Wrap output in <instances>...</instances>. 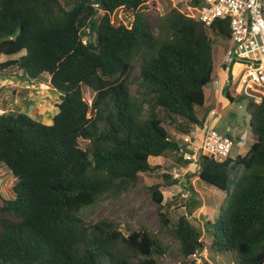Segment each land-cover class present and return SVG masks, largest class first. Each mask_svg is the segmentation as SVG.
<instances>
[{
    "label": "trees",
    "instance_id": "trees-1",
    "mask_svg": "<svg viewBox=\"0 0 264 264\" xmlns=\"http://www.w3.org/2000/svg\"><path fill=\"white\" fill-rule=\"evenodd\" d=\"M146 1L0 0V57L18 54L0 60V75L21 72L34 83L46 73L64 96L50 124L0 113V163L16 178L14 196L0 195V264H158L154 255L166 253L145 226L124 234L111 220L86 224L79 216L103 193L134 187L138 173L155 169L151 158L189 150L188 141L171 137L164 117L179 119L185 134L204 127L206 114L198 112L214 69L210 32L229 39L228 21L207 26L173 6L155 35ZM120 8L133 13L129 26L112 22ZM140 50L142 90L134 96L128 75ZM82 85L94 92L90 103ZM222 94L238 98L228 86ZM245 111L254 138L248 150L199 159L198 179L225 192L207 244L185 216L170 220L161 212L160 185L150 186L161 226L179 242L183 258L175 264H196L190 256L202 250L233 252L235 264H264V96L247 100ZM79 138L89 147H79Z\"/></svg>",
    "mask_w": 264,
    "mask_h": 264
},
{
    "label": "rangeland",
    "instance_id": "rangeland-1",
    "mask_svg": "<svg viewBox=\"0 0 264 264\" xmlns=\"http://www.w3.org/2000/svg\"><path fill=\"white\" fill-rule=\"evenodd\" d=\"M186 1L147 0L143 12L152 32L155 35L158 33L161 18L171 7L179 6L181 10H184ZM132 17L133 13L123 8L111 14V20L115 25L128 23ZM210 35L213 39L214 78L210 84L206 85V107L202 108L198 115L201 117L203 113L206 114L204 127L211 125L214 129L228 134L233 141L230 152V157L233 158L247 151L254 140L249 130V115L245 111L247 99L238 95L237 99L230 102L223 94L217 95L216 80L218 78L215 66L224 57L229 41L213 32H210ZM143 53L142 50L137 51L131 59L132 69L128 75V84L130 93L134 96L142 90L138 74ZM17 56L18 54L2 55L0 60ZM39 80L31 83L22 77L21 72L5 77L0 76V113L1 110H8L12 113L20 111L39 122L50 124L53 115L58 111L56 104L60 99L57 94L49 91V76L46 73L42 74ZM82 92L84 99L90 103L94 92L85 85H82ZM214 107L215 112H210ZM179 122V119L172 122L168 117H164V126L171 137L180 144L184 142V138L189 137L188 148H194L200 142L204 127H194L190 134H185L180 131ZM78 145L85 149L89 147V140L79 138ZM149 162L152 166H156L155 169L138 173L134 187L118 195L103 193L94 204L84 206L79 216L86 224L101 218L111 220L124 234L145 226L148 230L158 234L160 241L167 249L163 255H154L159 261L158 264H175L183 258L179 242L172 236L169 226H161L158 205L151 197L150 186L160 185L159 191L162 194L163 204L161 212H165L170 220H175L181 215L185 216L201 230L202 240L206 244L211 239L212 224L217 217L225 192L199 180L197 176L199 169H195L189 162L184 161L178 152H170L167 157L151 158ZM15 182L16 178L4 164L0 163V195L3 198L14 196L12 186ZM190 258H194L196 264H235L236 262L233 252H208L207 254L205 250H202Z\"/></svg>",
    "mask_w": 264,
    "mask_h": 264
},
{
    "label": "built area",
    "instance_id": "built-area-1",
    "mask_svg": "<svg viewBox=\"0 0 264 264\" xmlns=\"http://www.w3.org/2000/svg\"><path fill=\"white\" fill-rule=\"evenodd\" d=\"M198 1L195 4L187 0L182 11L207 26L216 19L228 21L229 45L217 65L218 70L227 72L221 88L231 87L236 94L259 103L264 96V0ZM130 22L123 24L129 26ZM184 139L190 142L189 137ZM232 147L233 141L226 133L207 125L199 144L189 150L180 147L178 153L198 169L200 156L222 161L230 155Z\"/></svg>",
    "mask_w": 264,
    "mask_h": 264
},
{
    "label": "crops",
    "instance_id": "crops-1",
    "mask_svg": "<svg viewBox=\"0 0 264 264\" xmlns=\"http://www.w3.org/2000/svg\"><path fill=\"white\" fill-rule=\"evenodd\" d=\"M214 60V59H213ZM223 60V58H221L220 60H219V62L217 63V65L221 62ZM217 65L215 66V68L217 67ZM227 74V72L225 71V70H218L217 69V72H216V76H217V83H218V89H216V91H217V95L219 96V95H222V88H221V83H222V81H223V79H224V77H225V75ZM0 76H2V75H0ZM3 77H5V76H3ZM213 73H212V80H213ZM212 82V81H211ZM210 82V83H211ZM209 83V84H210ZM205 99H206V94H205ZM1 112H5V113H9L10 111H8V110H1ZM20 111H18V113H19ZM210 112H212V113H214L215 112V107H214V109H211L210 110ZM227 134V133H226ZM228 135V134H227ZM207 253V252H206Z\"/></svg>",
    "mask_w": 264,
    "mask_h": 264
},
{
    "label": "water",
    "instance_id": "water-1",
    "mask_svg": "<svg viewBox=\"0 0 264 264\" xmlns=\"http://www.w3.org/2000/svg\"><path fill=\"white\" fill-rule=\"evenodd\" d=\"M49 91L52 92L53 94H57L58 95V98L60 100H63L64 99V96L62 94H59L56 90L49 88Z\"/></svg>",
    "mask_w": 264,
    "mask_h": 264
}]
</instances>
